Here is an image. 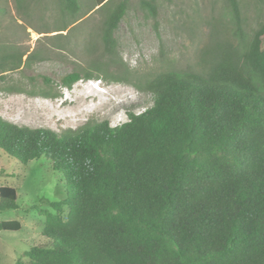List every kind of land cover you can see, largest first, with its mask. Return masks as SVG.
Masks as SVG:
<instances>
[{
    "label": "trees",
    "instance_id": "trees-1",
    "mask_svg": "<svg viewBox=\"0 0 264 264\" xmlns=\"http://www.w3.org/2000/svg\"><path fill=\"white\" fill-rule=\"evenodd\" d=\"M62 1L74 18L76 0ZM227 2L242 48L226 47L200 73L135 76L95 59L60 78L66 89L104 77L151 93L152 106L127 122L55 131L0 116V155L23 166L46 158L66 193L44 203L52 212L38 211L43 243L15 264H264V21L246 40L238 1ZM127 7L105 10L107 55ZM23 56L0 47V74L36 59ZM16 200L17 188L0 187V211L17 209ZM20 228L0 221V232Z\"/></svg>",
    "mask_w": 264,
    "mask_h": 264
},
{
    "label": "rangeland",
    "instance_id": "rangeland-1",
    "mask_svg": "<svg viewBox=\"0 0 264 264\" xmlns=\"http://www.w3.org/2000/svg\"><path fill=\"white\" fill-rule=\"evenodd\" d=\"M119 1L98 7L96 0H76L78 13L72 18L62 0H0V47L23 53V61L30 54L36 58L19 70L0 74V116L55 131L91 120L121 125L129 120L128 114L150 108L153 95L131 82L104 77L60 88V78L95 59L107 64L116 60L135 76L169 70L200 73L226 47L242 48L227 0H127L125 16L113 33L115 55H107L101 38L105 10ZM237 1L248 40L264 21V0ZM41 77L49 78L54 88ZM2 186L17 188V209L0 211V221L15 220L21 228L0 232V264H15L43 243L44 217L38 211L52 212L44 203L64 200L65 184L46 158L23 166L1 156Z\"/></svg>",
    "mask_w": 264,
    "mask_h": 264
},
{
    "label": "bare ground",
    "instance_id": "bare-ground-1",
    "mask_svg": "<svg viewBox=\"0 0 264 264\" xmlns=\"http://www.w3.org/2000/svg\"><path fill=\"white\" fill-rule=\"evenodd\" d=\"M63 103H64V102H63ZM63 103H62V104H63ZM62 104H61V105H62Z\"/></svg>",
    "mask_w": 264,
    "mask_h": 264
}]
</instances>
